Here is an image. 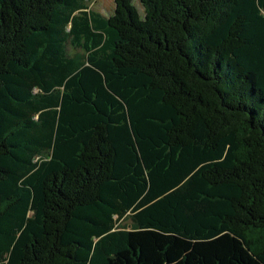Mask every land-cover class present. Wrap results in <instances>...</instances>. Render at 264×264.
<instances>
[{"label": "trees", "instance_id": "trees-1", "mask_svg": "<svg viewBox=\"0 0 264 264\" xmlns=\"http://www.w3.org/2000/svg\"><path fill=\"white\" fill-rule=\"evenodd\" d=\"M89 1L0 0V264H264V0Z\"/></svg>", "mask_w": 264, "mask_h": 264}, {"label": "rangeland", "instance_id": "rangeland-1", "mask_svg": "<svg viewBox=\"0 0 264 264\" xmlns=\"http://www.w3.org/2000/svg\"><path fill=\"white\" fill-rule=\"evenodd\" d=\"M132 1L136 2V0H132ZM87 5L89 6L90 9L105 15L111 11L113 2L112 0H90L89 2H87ZM70 51L72 52V50L69 49V52ZM119 223L128 226L130 220L127 217H125L121 219Z\"/></svg>", "mask_w": 264, "mask_h": 264}]
</instances>
